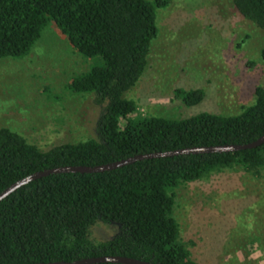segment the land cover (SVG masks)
Returning a JSON list of instances; mask_svg holds the SVG:
<instances>
[{"label":"trees","instance_id":"1","mask_svg":"<svg viewBox=\"0 0 264 264\" xmlns=\"http://www.w3.org/2000/svg\"><path fill=\"white\" fill-rule=\"evenodd\" d=\"M237 12L264 31V0H231ZM169 0H0V58L25 55L48 23L70 46L100 64L70 79L71 94H91L101 107L95 136L40 149L18 132L0 128V193L37 171L96 166L137 154L198 146L246 144L264 134V87L237 114L201 112L171 119L140 116L126 98L143 74L157 37V10ZM264 62V45L260 50ZM186 105L202 89H175ZM240 168L258 175L264 143L234 152L143 159L109 171L50 174L0 200V264L74 261L103 255L162 264H198L180 239L174 217L176 189L214 171ZM118 230L94 241L91 229ZM121 264V263H96Z\"/></svg>","mask_w":264,"mask_h":264},{"label":"rangeland","instance_id":"2","mask_svg":"<svg viewBox=\"0 0 264 264\" xmlns=\"http://www.w3.org/2000/svg\"><path fill=\"white\" fill-rule=\"evenodd\" d=\"M157 37L147 66L125 97L140 116L181 119L201 112L237 114L264 87L260 50L264 31L244 19L231 0H169L157 10ZM74 50L51 22L23 56L0 58V128L40 149L95 136L101 107L91 94H71L70 79L100 64ZM202 89L186 105L175 89ZM180 239L198 264H264V168L214 171L176 189ZM118 230L96 223L94 241Z\"/></svg>","mask_w":264,"mask_h":264},{"label":"water","instance_id":"3","mask_svg":"<svg viewBox=\"0 0 264 264\" xmlns=\"http://www.w3.org/2000/svg\"><path fill=\"white\" fill-rule=\"evenodd\" d=\"M264 143V134L260 136L255 141L246 143V144H229V145H216V146H198V147H188L176 149L173 151H163V152H153V153H145V154H137L125 159H121L118 161L96 165V166H61L55 167L51 169H45L42 171H37L31 175H28L4 189L0 193V200L5 198L11 192H14L17 188L26 183L44 177L50 174H58V173H67V172H79V173H95V172H103L109 171L118 167H122L135 161L143 160V159H152V158H160V157H169L174 155L181 154H204V153H214V152H234L239 150L251 149L257 146H260ZM96 263H121V264H162V263H153L148 261H142L130 257H123L117 255H103L98 257H89L78 259L74 261H55V262H47V263H33V264H96Z\"/></svg>","mask_w":264,"mask_h":264}]
</instances>
